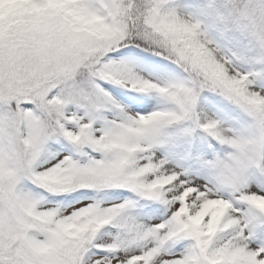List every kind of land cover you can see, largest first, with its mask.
Here are the masks:
<instances>
[{"label":"snow or ice","instance_id":"snow-or-ice-1","mask_svg":"<svg viewBox=\"0 0 264 264\" xmlns=\"http://www.w3.org/2000/svg\"><path fill=\"white\" fill-rule=\"evenodd\" d=\"M0 264H264V0H0Z\"/></svg>","mask_w":264,"mask_h":264}]
</instances>
